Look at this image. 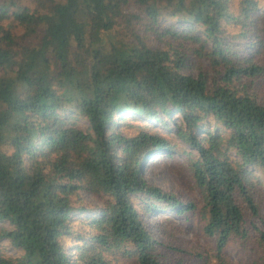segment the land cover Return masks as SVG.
<instances>
[{"label":"trees","instance_id":"trees-1","mask_svg":"<svg viewBox=\"0 0 264 264\" xmlns=\"http://www.w3.org/2000/svg\"><path fill=\"white\" fill-rule=\"evenodd\" d=\"M258 9L259 0H0V244L22 252L0 247V264H182L143 217L160 210L197 214L214 264H229L231 240L253 238L264 264V226L247 220L264 223L254 197L264 185ZM125 111L168 134L114 130ZM157 153L189 157L197 200L147 180ZM80 191L107 198L86 208ZM86 210L79 234L72 222Z\"/></svg>","mask_w":264,"mask_h":264},{"label":"rangeland","instance_id":"rangeland-1","mask_svg":"<svg viewBox=\"0 0 264 264\" xmlns=\"http://www.w3.org/2000/svg\"><path fill=\"white\" fill-rule=\"evenodd\" d=\"M234 6L236 7L235 3ZM234 6L232 7L235 8ZM126 11L133 12L136 11V8L130 6ZM256 13L258 15L256 26H264V0H259V9ZM170 22H175V20H166L167 24ZM176 26L178 27L179 24ZM226 28L230 33H235L237 31V28L230 25L226 26ZM151 42L155 43L153 40H151ZM255 86L264 88V83L261 80L258 84H255ZM121 116L125 119H122ZM121 116L115 117L113 129L126 136L137 133L138 129L141 128L151 131L158 130L161 133L168 134V130L156 119H151L132 111L122 112ZM173 121L179 122V115L167 118L168 123ZM77 123L83 128L89 126L88 122L84 119L79 120ZM177 141L181 146H184L186 150H189L188 146H185V144L179 140ZM188 165L189 157L182 153H174L173 157L166 153H157L147 163L144 175L151 184L158 186L165 192L175 194L179 200H197L199 196L193 187V178ZM80 197L82 199V205L86 208L101 206L107 198L106 195H96L84 191H80ZM254 197H256L259 203L261 217L264 218V185L256 188ZM89 215H91V211L86 210L74 216L72 222L73 231L84 234L88 230V226L82 221L86 222ZM143 217L149 229L154 232L156 240L162 242V247L167 244L173 246V249L168 250L173 261L181 259L180 263L182 264H202V261L198 259L196 254L205 253L209 256L211 254V258L207 264H214V259L212 258L214 242L204 235L201 229L203 223L197 214L190 215L187 219L185 216L179 217L171 215L169 210H160L159 212L153 211L146 213ZM247 220H253L257 228L264 226L262 218L255 217L248 218ZM255 240V238L245 240L248 243H243L237 239L231 240L224 249L229 264H259L255 250L251 249L252 247H256ZM72 244V238H69L65 243V247L68 251L72 249ZM0 247L7 256H19L22 253L19 249L12 247L7 240H3ZM164 247L166 248V246ZM165 248H162V250L167 251ZM71 256L73 257L74 255L72 254ZM123 261L125 264H132L127 259Z\"/></svg>","mask_w":264,"mask_h":264}]
</instances>
